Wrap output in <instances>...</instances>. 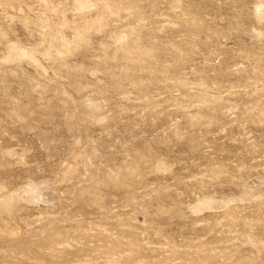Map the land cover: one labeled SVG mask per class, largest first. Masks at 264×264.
<instances>
[{
	"label": "rangeland",
	"instance_id": "obj_1",
	"mask_svg": "<svg viewBox=\"0 0 264 264\" xmlns=\"http://www.w3.org/2000/svg\"><path fill=\"white\" fill-rule=\"evenodd\" d=\"M0 264H264V0H0Z\"/></svg>",
	"mask_w": 264,
	"mask_h": 264
}]
</instances>
